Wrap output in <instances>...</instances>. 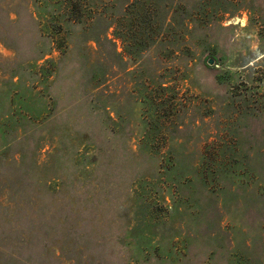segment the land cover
<instances>
[{"label": "rangeland", "instance_id": "rangeland-1", "mask_svg": "<svg viewBox=\"0 0 264 264\" xmlns=\"http://www.w3.org/2000/svg\"><path fill=\"white\" fill-rule=\"evenodd\" d=\"M133 1L0 0V264H264V0Z\"/></svg>", "mask_w": 264, "mask_h": 264}, {"label": "trees", "instance_id": "trees-1", "mask_svg": "<svg viewBox=\"0 0 264 264\" xmlns=\"http://www.w3.org/2000/svg\"><path fill=\"white\" fill-rule=\"evenodd\" d=\"M127 9H132L135 11L133 17L135 19H140L139 21H135L134 24V34L132 35V47H133V54H143L145 48H154L155 46L159 45L160 41H162L163 37L159 34L158 25L155 22L150 21L149 23H145V19L147 16L152 18V15L155 17V13H150L143 8V4L137 0H134L132 3L127 5ZM128 13V10H126ZM72 13L73 10H70ZM149 13V14H148ZM130 14V13H129ZM75 17L73 19H69L72 22H79L80 19V12H75ZM153 17V18H154ZM152 18V19H153ZM189 21V19H186ZM169 26V24L167 25Z\"/></svg>", "mask_w": 264, "mask_h": 264}, {"label": "water", "instance_id": "water-1", "mask_svg": "<svg viewBox=\"0 0 264 264\" xmlns=\"http://www.w3.org/2000/svg\"><path fill=\"white\" fill-rule=\"evenodd\" d=\"M211 63H212V61H211V60H209V61H208V64H211Z\"/></svg>", "mask_w": 264, "mask_h": 264}]
</instances>
